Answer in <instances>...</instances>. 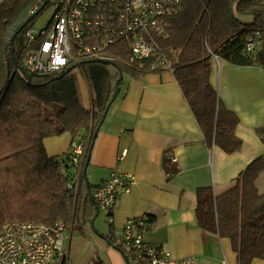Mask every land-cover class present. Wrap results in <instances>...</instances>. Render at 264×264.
<instances>
[{"label": "trees", "instance_id": "16d2710c", "mask_svg": "<svg viewBox=\"0 0 264 264\" xmlns=\"http://www.w3.org/2000/svg\"><path fill=\"white\" fill-rule=\"evenodd\" d=\"M42 4L0 3V231L13 220L49 225L63 220L68 228L96 218L95 186L86 181L84 167L96 127L125 74L141 76L169 64L208 143L228 153L242 149L236 135L240 118L225 106L210 75L216 55L238 66L264 67V0H183L179 13L165 19L167 35L155 38L157 49L149 57L134 58L132 39L123 38L101 51L105 59L85 57L51 75L27 70L29 80L16 62L22 64L25 33L48 4L16 34L13 52L11 38ZM256 31L260 45L249 51L246 42ZM79 71L91 87V108L82 102ZM83 128L80 164H71L68 154L49 156L46 137L67 131L77 136ZM258 130L264 134V127ZM263 172L264 154L225 193L217 196L211 186L197 191L201 229L229 237L242 264L264 259V192L256 185ZM107 239L126 254L113 236Z\"/></svg>", "mask_w": 264, "mask_h": 264}, {"label": "crops", "instance_id": "0c3cea01", "mask_svg": "<svg viewBox=\"0 0 264 264\" xmlns=\"http://www.w3.org/2000/svg\"><path fill=\"white\" fill-rule=\"evenodd\" d=\"M174 71L167 64L145 75H125L100 127L87 167L93 190L115 170L136 175L131 190L119 192L112 225L108 230L100 226V231L119 241L127 218L147 216L146 241L173 256L193 257L195 264H242L229 237L201 229L197 191L211 186L217 196L225 193L236 186L238 174L264 154V134L258 130L264 127V67L214 57L210 81L240 118L236 135L244 144L235 153L208 143ZM78 78L82 102L91 108L90 84ZM86 134L83 128L77 136L67 131L46 137L49 156L68 154ZM256 185L264 192V172ZM252 264H264V259Z\"/></svg>", "mask_w": 264, "mask_h": 264}, {"label": "built area", "instance_id": "2783aa9c", "mask_svg": "<svg viewBox=\"0 0 264 264\" xmlns=\"http://www.w3.org/2000/svg\"><path fill=\"white\" fill-rule=\"evenodd\" d=\"M182 2L53 0L55 8L47 26L38 31L32 27L25 33L21 62L29 72L51 75L85 57L105 59L101 51L123 38L132 39L134 58L149 57L157 49L155 38L167 35L169 24L165 19L178 14ZM260 35L256 31L249 37L247 50L260 45ZM83 151L82 141L72 145L68 152L71 164H80ZM124 156L125 153L121 154L120 159ZM74 176L73 183L79 174ZM135 183L134 173L115 170L95 188L92 194L109 222H113L112 212L119 192L130 191ZM146 225L147 216L127 218L124 224L122 241L133 255L129 264H195L193 257H175L162 246L146 241L143 231ZM66 231L63 220L55 225L6 221L0 231V264H78L71 261L65 248Z\"/></svg>", "mask_w": 264, "mask_h": 264}, {"label": "rangeland", "instance_id": "374dc122", "mask_svg": "<svg viewBox=\"0 0 264 264\" xmlns=\"http://www.w3.org/2000/svg\"><path fill=\"white\" fill-rule=\"evenodd\" d=\"M55 5L53 0L46 9L38 16L32 27L38 31L46 27L52 18ZM82 72V73H81ZM79 77L86 80L83 71H79ZM126 79L129 74H125ZM104 214L99 213L98 217L85 222H77L67 228L65 248L70 252L71 261L78 264H129L133 261V255L124 246L122 238L117 241L126 250L124 254L119 248L110 243L100 230L101 227L109 228V221ZM129 258V259H128Z\"/></svg>", "mask_w": 264, "mask_h": 264}, {"label": "water", "instance_id": "95a60500", "mask_svg": "<svg viewBox=\"0 0 264 264\" xmlns=\"http://www.w3.org/2000/svg\"><path fill=\"white\" fill-rule=\"evenodd\" d=\"M51 2V0H45L44 2H43V4L40 6V8H39V10L37 9L32 15H30L28 18H27V20L21 25V27L19 28V30L14 34V36H12V38H11V43H12V52L15 50V46H14V38H15V36H16V34L18 33V32H20L25 26H26V24H28L31 20H33L34 18H35V16L39 13V11H41L47 4H49ZM17 63V66L24 72V74L29 78V80H31V75H30V73L19 63V62H16ZM78 64H80V63H78ZM78 64H76V66L78 65ZM120 90H121V87H118L117 89H116V91L114 92V96L112 97V99L110 100V102H109V104H108V106H107V108H106V110H105V112H104V114H103V118H102V120H101V122H100V124H99V126L98 127H96L97 129H96V131H95V134H94V139H96L97 138V135H98V133H99V130H100V127L102 126V124L104 123V120H105V118H106V116H107V113H108V110H109V108H110V106H111V104L113 103V100H115L116 99V97L119 95V93H120ZM90 157H91V153L89 154V156H88V158H87V160H86V163H85V167H84V174H85V176L87 177V182H89L88 181V176H87V167L89 166V163H90ZM91 198H92V200L95 202V204H96V207H97V213H96V216L95 217H97L98 215H99V213H100V208H99V206H98V204H97V202H96V200H95V198H94V196L93 195H91Z\"/></svg>", "mask_w": 264, "mask_h": 264}]
</instances>
